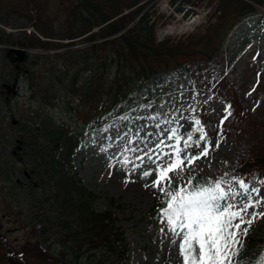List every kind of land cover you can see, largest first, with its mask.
Here are the masks:
<instances>
[{
    "label": "trees",
    "instance_id": "obj_1",
    "mask_svg": "<svg viewBox=\"0 0 264 264\" xmlns=\"http://www.w3.org/2000/svg\"><path fill=\"white\" fill-rule=\"evenodd\" d=\"M76 1L67 17L68 27L75 32L63 37L43 26L44 14L37 11L39 8L13 12L15 23L8 21L9 12L0 14L1 24L15 29L32 26L52 39L80 38L102 26L83 39L90 44L84 49L30 57L25 79L39 106L34 111L35 119L21 115L25 118L15 126L19 133L15 146L5 147L8 141L0 136V182L12 189L6 193L7 201L15 200L18 208H27L29 227L38 230L31 225L40 226L37 241L30 246L33 264H129L130 247L117 216L93 207L96 197L75 171L83 129L86 125L101 127L109 116L123 112L124 105L148 83L171 69H182L195 55L211 60L223 48L228 33L257 8L247 0H172V4L178 3L179 13L185 11V5L190 7L186 16L195 14L196 9L211 8L208 23L192 34L158 41L157 28L164 17L158 13L155 0ZM252 1L264 5V0ZM151 2L154 4L143 12ZM218 32L222 33L216 39ZM0 42L46 51L63 46L42 41L31 32L14 38L2 29ZM149 93L152 95L153 90ZM7 107L10 112L14 109L13 105ZM58 108L73 122L54 120L45 112ZM84 111L88 119L76 120ZM79 126L81 132L74 130ZM5 150L13 162H9ZM254 159L256 165L264 166V155ZM195 177L196 182L199 177ZM160 206L157 198L148 212L151 220L158 221ZM49 236L58 240L50 248L45 243ZM257 243L246 238L243 264H257L264 256Z\"/></svg>",
    "mask_w": 264,
    "mask_h": 264
},
{
    "label": "rangeland",
    "instance_id": "obj_2",
    "mask_svg": "<svg viewBox=\"0 0 264 264\" xmlns=\"http://www.w3.org/2000/svg\"><path fill=\"white\" fill-rule=\"evenodd\" d=\"M76 3V0H0V14L9 12L8 21L15 23L16 14L13 12L28 13V10L32 12L39 8L37 11L44 14L43 26L56 30L59 37H63L75 32L74 28L68 27L67 17L70 8ZM151 5H147L143 12ZM257 9L258 15L234 28L223 48L211 60H205L201 54L195 55L193 60L183 64L182 69H171L161 74L138 94H134L132 100L124 105L122 114L105 119L104 124L97 129L90 125L83 129V145L74 159L75 171L84 186L95 195L93 207L97 211H110L117 216V224L124 231L129 243V264H180L177 245H172L167 237L162 236L159 231L162 225L148 216L159 193L155 189L145 187L154 176L145 180L141 178V172L154 166L145 161L141 168L132 171L131 163L127 167L119 163L122 159L120 153L132 137H135L136 143L133 146L136 147H145V132L153 133L152 138L147 141L148 146L159 139L156 135L159 130L154 127V121L146 119L148 116L168 111L177 117L181 112L185 117L196 115L205 124L213 143L217 139L222 141L220 147L214 149L208 158L196 163L192 174L199 179L195 183L206 184L209 178L215 180L227 173L229 177L236 176L245 179L252 186L260 187L261 194L264 195V185L257 183L258 180H264V166L254 163L256 155H264V7ZM157 11L164 17L161 23L164 22V25L160 24L157 30L158 40L192 34L207 24L209 16V11L206 10H198L197 14L188 18L181 14L175 15L171 0H158ZM140 15L136 16V19ZM194 18H198V22L190 27L189 22ZM11 26L0 23V29L12 34L14 38L24 33L23 31L27 33L31 30L32 33H37L31 26L18 30L12 29ZM221 33L218 32L214 38L219 39ZM51 41L66 44L73 40ZM75 41L77 42L69 47L33 54L54 55L66 50L75 51L88 47L79 39ZM0 45L2 84L8 82L11 76H5L8 74L9 65L6 62V65L1 63L6 54L4 48L8 44ZM254 56L256 59H253ZM155 86L157 87L151 96L147 90ZM253 88L255 91H252ZM29 91L27 80L23 78L19 96L11 101L14 107L12 112L7 105L1 104L0 100V133L8 141L5 147L12 148L19 136L18 128L12 126L11 122L25 117L35 119L34 111L39 105ZM193 95L196 96L195 100H192ZM209 96L212 99L208 100ZM205 100L208 102L204 103ZM149 103L152 104L150 109L140 107ZM189 103L197 107L195 114L187 111ZM76 104L77 101L74 100L73 105ZM161 104H164L163 108L160 107ZM228 104L232 105V115L223 126V136L218 137L219 120ZM60 109H45V112L54 120L73 122ZM24 114L27 115L21 117ZM125 116L128 119H120ZM76 118L84 121L88 119V114L84 111ZM180 123L184 125L182 133L190 130L187 120H180ZM74 130L81 132L80 126L74 127ZM125 133L128 135L125 136ZM5 153L9 162H13L9 151L5 150ZM140 154L128 153L135 163H140L134 159ZM2 187L0 184V264H33L30 246L37 241L36 233L41 231L40 226L31 225L39 231L29 227L26 220L27 208H18L15 200L6 201L2 195ZM17 211L23 214H18ZM247 238L257 241L256 247L264 253V219L252 225ZM56 242L58 240L53 236H49L45 241L48 248L55 246Z\"/></svg>",
    "mask_w": 264,
    "mask_h": 264
},
{
    "label": "snow or ice",
    "instance_id": "obj_3",
    "mask_svg": "<svg viewBox=\"0 0 264 264\" xmlns=\"http://www.w3.org/2000/svg\"><path fill=\"white\" fill-rule=\"evenodd\" d=\"M195 99L193 95L192 100ZM210 99L211 96L208 97ZM140 107L150 109L152 104ZM160 107L163 108L164 104ZM231 109V104L224 107L218 137L223 136V126L232 115ZM187 111L195 114L197 107L189 103ZM146 119L155 122L159 139L148 146L147 141L153 133L145 132V147H136L133 146L135 137H132L123 147L119 163L125 167L131 163L132 171L141 168L145 161L154 166L142 171L141 178L147 180L154 176L145 187L159 193L161 206L157 209V219L162 225L159 231L172 245H177L180 264H243L246 238L252 225L264 219V210H258L264 209L261 188L252 186L245 179L229 177L227 173L215 180L209 178L206 184L195 183L196 177L192 173L196 163L208 158L222 141L217 139L213 143L205 124L196 115L185 117L181 112L177 117L168 111L163 114L156 112ZM180 120L189 122L190 130L186 133L181 131L184 125ZM128 153H141L134 158L140 163H135ZM257 183L264 185V180ZM257 264H264V256Z\"/></svg>",
    "mask_w": 264,
    "mask_h": 264
},
{
    "label": "water",
    "instance_id": "obj_4",
    "mask_svg": "<svg viewBox=\"0 0 264 264\" xmlns=\"http://www.w3.org/2000/svg\"><path fill=\"white\" fill-rule=\"evenodd\" d=\"M27 56V53L23 49L18 48H10L7 53V58L12 62H22L25 60ZM4 87L7 89L9 93H13V95H16L18 92V79H14L10 85H4Z\"/></svg>",
    "mask_w": 264,
    "mask_h": 264
},
{
    "label": "bare ground",
    "instance_id": "obj_5",
    "mask_svg": "<svg viewBox=\"0 0 264 264\" xmlns=\"http://www.w3.org/2000/svg\"><path fill=\"white\" fill-rule=\"evenodd\" d=\"M197 22H198V18H194L192 21H190L189 22V26L191 27V26H194V25H196L197 24ZM172 30H169V32H171Z\"/></svg>",
    "mask_w": 264,
    "mask_h": 264
},
{
    "label": "flooded vegetation",
    "instance_id": "obj_6",
    "mask_svg": "<svg viewBox=\"0 0 264 264\" xmlns=\"http://www.w3.org/2000/svg\"><path fill=\"white\" fill-rule=\"evenodd\" d=\"M1 94H4V92L1 91ZM4 96L7 100H9V97L6 94H4Z\"/></svg>",
    "mask_w": 264,
    "mask_h": 264
}]
</instances>
